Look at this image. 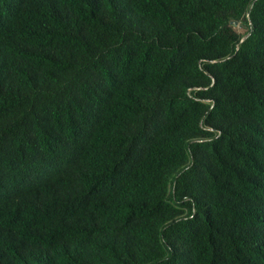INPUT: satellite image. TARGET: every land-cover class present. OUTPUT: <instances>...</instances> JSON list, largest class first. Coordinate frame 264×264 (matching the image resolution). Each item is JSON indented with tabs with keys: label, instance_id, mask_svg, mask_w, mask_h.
I'll return each instance as SVG.
<instances>
[{
	"label": "trees",
	"instance_id": "trees-1",
	"mask_svg": "<svg viewBox=\"0 0 264 264\" xmlns=\"http://www.w3.org/2000/svg\"><path fill=\"white\" fill-rule=\"evenodd\" d=\"M0 264H264V0H0Z\"/></svg>",
	"mask_w": 264,
	"mask_h": 264
}]
</instances>
